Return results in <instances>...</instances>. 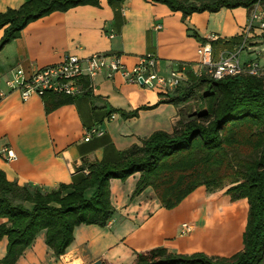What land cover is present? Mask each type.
Wrapping results in <instances>:
<instances>
[{
  "label": "crops",
  "instance_id": "obj_1",
  "mask_svg": "<svg viewBox=\"0 0 264 264\" xmlns=\"http://www.w3.org/2000/svg\"><path fill=\"white\" fill-rule=\"evenodd\" d=\"M27 1L0 0V12L19 8ZM252 10L222 8L184 19L181 11L152 0H125L119 10L108 0H101L100 6L55 11L31 22L21 37L4 47L0 52V75L8 76L16 67L55 64L69 54L86 57L93 53L118 54L129 68L141 56L151 55L158 60L157 71L161 74L182 64L196 67L203 60L198 49L204 44L190 35V30L208 40L216 36L227 42L242 35ZM158 24L162 28H157ZM3 35L4 29L0 28V40ZM262 43L257 38L250 40L251 46L245 50L247 60L257 59L264 65ZM236 46H218L213 59ZM252 53L257 54L256 58L249 56ZM89 87L90 95L84 93L48 111V103L56 99L33 95L25 100L19 92H8L3 85L7 94L0 96V172L8 180L49 192L63 183L70 184L83 169L84 161H102L108 154L104 137L116 150H125L142 144L157 130L173 132L181 117L182 107L161 103L141 109L130 118L116 111V117L108 120L106 113L111 108L131 112L157 104L162 95L155 88L128 82L121 74L111 79L99 76L92 86L89 82ZM93 126L105 136L86 142V131ZM9 150L15 159L9 158ZM139 178L140 174L135 173L126 180H111L115 213L106 227L78 226L73 243L60 257L48 246L47 232L42 230L16 264H93L98 259L103 264H134L139 252L158 247L181 254L203 252L229 257L243 247L249 214L247 199L233 201L225 189L208 191L201 186L178 207L168 210L152 187L134 194ZM94 191L88 189L86 196ZM4 221L0 218V224ZM7 245L8 238L0 237V260L7 253Z\"/></svg>",
  "mask_w": 264,
  "mask_h": 264
},
{
  "label": "trees",
  "instance_id": "obj_2",
  "mask_svg": "<svg viewBox=\"0 0 264 264\" xmlns=\"http://www.w3.org/2000/svg\"><path fill=\"white\" fill-rule=\"evenodd\" d=\"M125 0H108L119 10ZM181 11L183 18L198 12H218L222 8L245 7L251 11L264 0H152ZM100 6L101 0H28L19 8L0 12V52L18 39L22 31L55 11L77 6ZM202 44L232 47L241 36L229 41H209L191 31ZM90 95L89 80L84 83ZM153 106L121 112L125 118L137 116L141 109L172 103L181 108L173 132L157 130L125 150H116L104 137L108 154L102 161L86 162L70 184L42 192L21 186L0 172V237L8 238L7 253L0 264H16L38 233L46 230V242L56 256L64 255L74 241L80 225L106 227L115 208L111 201V180H126L140 174L135 195L152 187L165 209L178 207L196 189H225L233 201L247 199L248 222L243 247L229 257L203 252L181 254L158 247L137 254L134 264H264V74L237 75L214 79L191 75L185 84L161 94ZM47 110L73 101L72 97L48 93ZM85 166L87 172L84 171ZM95 189L92 196L86 191ZM33 206L30 208L28 204Z\"/></svg>",
  "mask_w": 264,
  "mask_h": 264
},
{
  "label": "built area",
  "instance_id": "obj_3",
  "mask_svg": "<svg viewBox=\"0 0 264 264\" xmlns=\"http://www.w3.org/2000/svg\"><path fill=\"white\" fill-rule=\"evenodd\" d=\"M156 27L160 29L162 25L158 24ZM256 38L263 41L264 47V10L260 5L250 13L249 22L241 35V42L233 51L222 52L217 60L213 59L214 49L211 43L199 47L198 52L203 56V60L198 62L196 67L182 64L168 74L157 71L158 60L151 55L141 56L138 63L129 68L118 54L93 53L86 57L69 54L55 64L30 68L16 67L8 76L0 75V96L7 94L3 91L5 85L8 92H19L25 100L33 95L43 97L48 93L77 98L86 92L84 85L86 80H89L92 86V82L102 75L111 79L116 74H121L128 82L155 88L160 94L172 92L188 81L191 75H209L217 80L244 74L262 75L264 65L260 61L250 59L243 62L240 59L241 54L251 46L250 40ZM218 39L213 36L209 41ZM115 117V114H111L108 120ZM101 136L102 130L93 126L86 131L84 140L88 142L94 137ZM8 153L10 159L16 158L12 151L9 150Z\"/></svg>",
  "mask_w": 264,
  "mask_h": 264
},
{
  "label": "rangeland",
  "instance_id": "obj_4",
  "mask_svg": "<svg viewBox=\"0 0 264 264\" xmlns=\"http://www.w3.org/2000/svg\"><path fill=\"white\" fill-rule=\"evenodd\" d=\"M261 9L262 10H264V5H262L261 6ZM245 53H247L246 51L245 52H243L242 54H241V56H240V59H241V61H245V60H247V59H249V58H247L246 59V55H245ZM219 54H218V52L216 53V56H218ZM256 53H252L251 55H249L250 57H252V58H256ZM186 82H184L183 84H185Z\"/></svg>",
  "mask_w": 264,
  "mask_h": 264
},
{
  "label": "water",
  "instance_id": "obj_5",
  "mask_svg": "<svg viewBox=\"0 0 264 264\" xmlns=\"http://www.w3.org/2000/svg\"><path fill=\"white\" fill-rule=\"evenodd\" d=\"M193 33L190 32V35H192ZM93 264H103L102 260L98 259L96 260Z\"/></svg>",
  "mask_w": 264,
  "mask_h": 264
},
{
  "label": "bare ground",
  "instance_id": "obj_6",
  "mask_svg": "<svg viewBox=\"0 0 264 264\" xmlns=\"http://www.w3.org/2000/svg\"><path fill=\"white\" fill-rule=\"evenodd\" d=\"M71 264H78V262H74V263H71Z\"/></svg>",
  "mask_w": 264,
  "mask_h": 264
}]
</instances>
